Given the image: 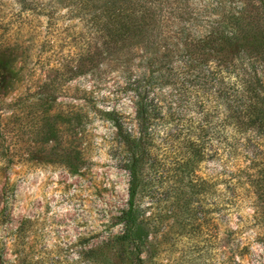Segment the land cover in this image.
Instances as JSON below:
<instances>
[{
    "label": "rangeland",
    "instance_id": "374dc122",
    "mask_svg": "<svg viewBox=\"0 0 264 264\" xmlns=\"http://www.w3.org/2000/svg\"><path fill=\"white\" fill-rule=\"evenodd\" d=\"M0 264H264V0H0Z\"/></svg>",
    "mask_w": 264,
    "mask_h": 264
},
{
    "label": "trees",
    "instance_id": "16d2710c",
    "mask_svg": "<svg viewBox=\"0 0 264 264\" xmlns=\"http://www.w3.org/2000/svg\"><path fill=\"white\" fill-rule=\"evenodd\" d=\"M155 109L154 106L151 105V103L147 102H137L136 103V121H137V128L138 133L140 136L138 137H132V144L131 148L133 150V154L130 157H127L125 159V166L126 169L129 171V187H128V207L123 212V220L126 222V224L129 225V230L131 231V226L135 223V207L133 206V200L136 194V188H137V171L135 169L136 161L138 159L139 153H141V141H143L144 137H147L150 135V133L147 132V121L148 119L153 117V111ZM131 138V137H130Z\"/></svg>",
    "mask_w": 264,
    "mask_h": 264
}]
</instances>
